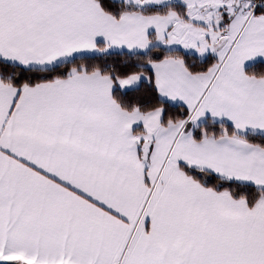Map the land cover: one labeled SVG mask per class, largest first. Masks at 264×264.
I'll return each instance as SVG.
<instances>
[{"label":"snow or ice","instance_id":"obj_1","mask_svg":"<svg viewBox=\"0 0 264 264\" xmlns=\"http://www.w3.org/2000/svg\"><path fill=\"white\" fill-rule=\"evenodd\" d=\"M0 264H264V0H0Z\"/></svg>","mask_w":264,"mask_h":264}]
</instances>
